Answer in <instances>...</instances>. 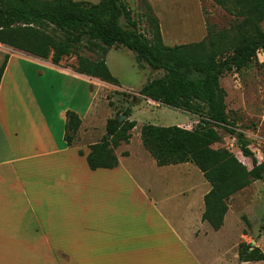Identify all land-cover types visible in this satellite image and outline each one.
<instances>
[{"label":"crops","instance_id":"obj_1","mask_svg":"<svg viewBox=\"0 0 264 264\" xmlns=\"http://www.w3.org/2000/svg\"><path fill=\"white\" fill-rule=\"evenodd\" d=\"M205 1L146 0L165 45L195 43L208 35ZM185 4L191 6L194 24L177 31L173 24L180 21L181 10H189ZM115 49H107V66V54ZM5 56L0 80V264H264L239 261L238 245L247 238L242 226L233 244L223 238L230 206L220 229L202 220L204 195L210 190L204 176L195 193L179 187L168 195L159 187L156 177L170 176L172 183L191 178L190 162L158 166L144 147L146 152L133 157L130 144H124V152L116 150V167H88L89 146L97 142L87 143L86 136L98 125L102 100L96 94L117 85L79 73L63 61L54 64L51 57L0 44V63ZM29 65L38 76L43 75L40 68L60 76L64 93L71 88L70 99L54 113L57 131L29 80ZM140 97L151 107L162 105ZM137 107L131 106L130 121ZM67 111L81 119L70 145L64 137ZM106 120L105 115V132ZM234 216L238 221L236 212ZM250 244L264 254V235Z\"/></svg>","mask_w":264,"mask_h":264},{"label":"trees","instance_id":"obj_2","mask_svg":"<svg viewBox=\"0 0 264 264\" xmlns=\"http://www.w3.org/2000/svg\"><path fill=\"white\" fill-rule=\"evenodd\" d=\"M212 1L242 17L235 26V34L231 38L226 34L211 36L208 26V35L199 42L168 46L162 41L158 19L146 0L141 2L146 10L150 37L139 31L132 10L124 0L98 3L0 0V44L39 58L51 57V61L58 64L63 56L76 53L84 39L96 41L103 47L102 55L96 60L78 56L76 70L114 85H118V79L105 62V54L111 47H125L135 53L138 63L162 71V75L139 89V95L198 115L201 120L190 129L143 124L140 129L142 145L158 166L190 162L199 169L210 185L204 195L202 220L218 230L228 210L229 197L264 178V160H257L241 136L237 141L241 154L250 159V169L229 150L212 147L220 139L217 128L234 133L225 111L221 76L226 71L247 67L260 51H264V29L261 27L264 0ZM229 51L231 54L227 55ZM6 60L7 56L0 65V80ZM130 113L127 108L122 114L130 116ZM117 118H109L106 135L89 146L86 162L91 170L118 165L112 148L129 141V131L136 122L125 120L116 125ZM80 124L81 119L75 112H66L64 137L68 145L72 144ZM78 152L83 154L81 150ZM242 219L245 221V217ZM238 259L241 262L261 261L264 254L258 247L242 242L238 245Z\"/></svg>","mask_w":264,"mask_h":264},{"label":"rangeland","instance_id":"obj_3","mask_svg":"<svg viewBox=\"0 0 264 264\" xmlns=\"http://www.w3.org/2000/svg\"><path fill=\"white\" fill-rule=\"evenodd\" d=\"M87 1L98 3L101 0ZM126 1L130 2L132 17L137 22L139 31L150 37L148 33L149 25L145 17L146 10L141 0H137L136 3L133 0ZM185 7L189 10H185V12L181 10L180 21L173 24L177 31H185L188 26L194 24L195 18L192 11H190L191 6L185 4ZM204 8L211 36L218 37L220 34H226L228 38H231L235 34V26L241 22L242 17L229 13L212 0H206ZM121 22L124 24V19H121ZM261 27L264 29V22L261 23ZM116 48L118 49L108 52L107 63L111 74L118 79V85L103 89V93L102 90L97 92L96 98L100 99L102 97L101 102H98L97 109L98 125L86 136L87 143L99 142L101 139H99V136L106 135L103 122L105 115L107 120L117 118L127 108L131 110L133 105H138L134 113V120L137 121L138 125L136 129L133 128L129 131L131 139L128 142H120L117 147L112 148L115 156L116 150L117 152L125 151L127 146L124 144H130L129 150L133 157L146 152L140 138V129L143 124L150 123L160 126L181 124L190 129L200 122V116L193 114L191 116L177 108L165 105L151 107L148 104L152 103L145 102L143 99L136 101L135 97H140L138 90L147 79L158 77L163 72L152 70L145 63H138L133 51L120 46ZM102 50L103 47L100 43L84 39L76 53L63 56L60 61H63L65 66L76 68L78 56L96 60L102 55ZM226 54L230 55L231 51ZM26 70L44 111L52 119L53 129L57 131L58 127L53 120L54 113L57 114L61 106L70 99L71 88L67 89V94L64 93L62 78L47 69L40 68L43 72V75L40 76L36 75L34 67L30 65L26 67ZM220 86L223 90L225 111L229 121L233 124L230 128L234 133L217 128L220 139L212 144V147L229 150L250 169V159L241 154L237 138L241 136L259 162L264 160V51H260L257 58L247 67L224 72L220 78ZM80 92L82 93L80 98L84 101L83 90L80 89ZM190 164L192 169L191 178L176 179L175 183L170 182V176L156 177L155 172L152 170H149V173L160 180L159 187L162 186L161 189L167 191L168 195H174L175 189L177 190L179 187L186 189L189 187L193 189L192 193H195L198 191V179L203 178V175L196 166ZM200 189H202V186H200ZM227 205L232 210L222 233L223 238L233 244L239 239L241 226L243 233L247 235L246 243H251L257 237L264 235V178L253 182L247 188L229 197ZM234 212L237 213L240 222L236 220ZM243 217H245V221L242 219Z\"/></svg>","mask_w":264,"mask_h":264},{"label":"water","instance_id":"obj_4","mask_svg":"<svg viewBox=\"0 0 264 264\" xmlns=\"http://www.w3.org/2000/svg\"><path fill=\"white\" fill-rule=\"evenodd\" d=\"M141 99V97H135V100L136 101H138V100H140ZM128 119V116H126V115H124V114H121L118 118H117V120H116V125H120L121 124V122L123 121V120H127Z\"/></svg>","mask_w":264,"mask_h":264}]
</instances>
